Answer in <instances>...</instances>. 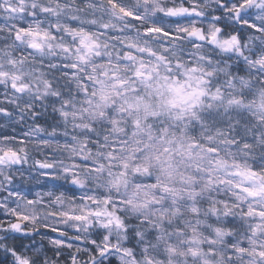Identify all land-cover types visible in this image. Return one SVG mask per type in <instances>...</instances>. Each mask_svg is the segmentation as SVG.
I'll return each instance as SVG.
<instances>
[{
    "label": "snow or ice",
    "instance_id": "6c2138e0",
    "mask_svg": "<svg viewBox=\"0 0 264 264\" xmlns=\"http://www.w3.org/2000/svg\"><path fill=\"white\" fill-rule=\"evenodd\" d=\"M0 264H264V0H0Z\"/></svg>",
    "mask_w": 264,
    "mask_h": 264
}]
</instances>
